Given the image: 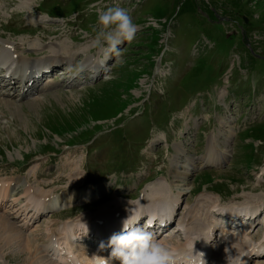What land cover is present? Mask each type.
Instances as JSON below:
<instances>
[{
    "label": "rangeland",
    "instance_id": "obj_1",
    "mask_svg": "<svg viewBox=\"0 0 264 264\" xmlns=\"http://www.w3.org/2000/svg\"><path fill=\"white\" fill-rule=\"evenodd\" d=\"M90 5L129 10L137 32L118 46L119 58L106 59L103 47L91 46L99 25ZM50 9L58 16L48 17ZM0 41L16 46L17 55L23 52L24 62L27 56H60L59 64L77 59V71L91 58L105 66L94 83L73 85L60 78V86L30 98H18L15 88L0 96V182L15 183L16 197L26 184L49 194L90 186L97 193L91 199L102 197L47 212L23 235L35 225L45 244V229L64 220L159 195L163 203L176 200L177 227L180 220L202 217L210 195L220 206L263 202L250 233L255 241L262 237L264 0H0ZM222 89L228 99L221 106ZM223 111L236 130L222 146L226 134L217 117ZM177 144L185 151L176 160ZM223 151L227 156L216 164ZM189 164L197 169L184 182L174 181ZM8 207L0 208V216L16 225L21 217ZM166 237L180 238L178 232ZM221 241L217 234L209 244L215 249ZM13 251L0 253V264H21ZM222 256L220 263L230 258Z\"/></svg>",
    "mask_w": 264,
    "mask_h": 264
},
{
    "label": "bare ground",
    "instance_id": "obj_2",
    "mask_svg": "<svg viewBox=\"0 0 264 264\" xmlns=\"http://www.w3.org/2000/svg\"><path fill=\"white\" fill-rule=\"evenodd\" d=\"M15 53H16V46L9 44L7 45L5 41H0V59L2 58V62H6L8 59H11L12 56H15ZM30 54L31 57H34V54L32 53ZM27 57L30 58V56ZM58 57L59 58L43 57L42 61L41 59H36V58H34L33 60L35 63L38 62L52 63L60 60L61 57L60 56ZM14 58L17 59L18 62L21 59V55L18 54ZM66 60H68L71 63L72 61H74L73 57L72 59L66 58ZM84 69H85L84 71H86L87 69L88 70L93 69V72H96L98 66L94 64V62L90 61L84 64ZM39 71L40 70L32 73H37ZM25 85L32 86L33 80L31 79V82L27 81ZM56 85H57L56 82L52 80L51 81L48 80V86L42 85L39 91L40 92L48 91L47 89H51ZM218 96H219L218 102L221 103L218 104H220L221 106L222 104L226 105V100H225L227 98L226 91L222 89L220 91V95ZM224 108L226 109L227 107L225 106ZM222 113H223L222 116L217 117V123L219 128L225 130L224 131L225 133L224 132L223 133L226 134V136L223 137L224 140L221 143V145L223 146L224 145L223 143H225L234 134V130H236V127L234 126V119L232 117L226 116L229 113L224 111ZM186 125L188 124L186 123ZM166 142H167V138H166ZM215 143L220 144V141L218 142L215 141ZM177 146L179 148L177 149L178 150L177 153L179 155L178 154L176 155V160L185 151L179 144H177ZM213 148L214 147H212V150ZM216 150L217 149L215 148V150L213 151L217 153ZM218 154L220 153L218 152ZM225 155L227 156V154H225L223 151L221 155L217 156L216 158H218V160L216 164H221L224 160L223 157ZM203 160L205 164L210 162L209 157L203 158ZM198 166L202 167V165H198ZM181 167L184 168V171L175 174L173 173L174 175L172 176V178L174 179V181L179 180L184 182L186 175L190 174L192 170L197 169L196 166H190V164L183 165ZM118 180L119 179H117L116 181ZM13 189H15V186L12 187L10 182L0 183V203L6 196L7 199H11V202H18L20 199H23L18 209L20 210V212L23 213L25 212V215L21 220L22 224L21 225L19 224L21 230L15 225V223L10 222L11 219L9 220L5 216L4 217L0 216V253L7 257L6 253L15 249V253L14 251L12 252L14 253L12 257L20 259L21 264H64V263L68 264V255H58L57 253L54 252V250H52L49 247V242L52 236H55L57 239H60L64 242L67 248V252L72 257V264H91L90 257L93 254L92 251L81 244L74 243L76 245H73V243L69 242V239L71 237L77 241L82 239L83 234L86 235L87 232L89 231H93L95 234L98 235L101 234V229H108L110 231L108 234L119 231L122 219H124L129 214V212L133 213L134 215H139L142 213H146L148 211L149 213L154 215L162 214L167 217H170V214H172L174 210V204L176 201L175 199L168 201L164 198V200L166 201L165 203H163L159 195L158 197L149 196L151 197L150 200H144L140 197L136 201L128 202L127 206H123L121 208H117L119 205L118 202L115 203L117 207L116 208L114 207L113 209L109 208L108 205L105 206L103 205V207L101 206L98 210L96 209L97 211L94 214L92 212L91 217L87 215V217L85 216L84 218H79L77 220L68 219L64 222H61L58 225V227L54 229L53 228L51 229V227L49 229L45 227L47 228L45 229V235L47 237V240L45 239L46 243L42 244L41 243L42 240L39 241V238H37L36 233H34L37 230L35 226L32 228V230H30L31 232L29 234L27 233L26 235L24 234L25 236L21 232L22 230H24L25 226L28 225V223L32 218L34 219L36 215L42 214V212L47 210L55 211L56 209H67L69 207L76 206L80 202L85 203L87 202V200L91 199L90 198L91 194H93L92 197H94L97 193H92V190L88 188L87 190L86 189L81 190L76 193L64 192L58 195H54L45 192V190L33 191L26 184L22 188L23 192L21 195H19L20 198H18L19 196L16 197V194L13 192ZM207 197L212 201L208 203L209 205L203 204L204 208L202 209V212L204 213L203 215L201 214L202 217L198 216L200 219L198 217L191 216L185 220H180L183 222L178 221L177 227L176 226L175 227L179 229L177 231H179L182 234V236L180 238H175L176 240L173 239L175 241H172V239L168 237H164V239H162L161 241L165 242L171 248L176 250L178 255H185L188 252H190L192 248L193 240L195 238L200 237V239L193 242V253L195 254V252L197 251L201 252L203 254L202 259L204 260V264H221V263L226 264V262L223 261L224 258L221 263L219 262L221 261L220 259L223 253L225 254L230 253L232 256H235L241 252H247L249 255L251 252L264 249V228L262 232L263 235L261 234L262 237H260L261 239L259 238L260 240L259 239L257 241L253 240L250 235L252 230L251 226L253 224H256L255 223L256 220L260 219V215L263 210L262 208L263 202L260 204L259 202H257V204L254 205L244 204V205L220 206L219 203L217 202V198L214 197L213 200V198L210 195ZM101 198L102 197L99 196L97 198L91 199L89 202L100 200ZM17 210H15L14 212H16ZM259 212L260 214L256 216ZM218 213L221 214L227 213L230 216L238 215V214L244 215L245 219H247L246 221L247 223L244 224V226L241 229H234L231 226L226 227L222 225V222L220 221V217L216 216L218 215ZM192 220L194 221V223L190 222ZM248 221L252 223L250 224ZM110 224L112 227L109 226ZM262 225L264 226V224ZM172 230H174V228ZM76 231H80V232H76ZM217 234L220 236L222 241L221 243L219 242L220 244L219 245L217 244V246L214 249L213 247L210 246L209 243L214 239V237ZM228 254L226 255L228 256ZM226 255L223 254V256ZM248 255L242 257V259L245 261V264H247ZM227 256L226 258L229 257ZM196 259L198 260L199 256H197ZM254 264H264V258L255 260Z\"/></svg>",
    "mask_w": 264,
    "mask_h": 264
},
{
    "label": "clouds",
    "instance_id": "obj_3",
    "mask_svg": "<svg viewBox=\"0 0 264 264\" xmlns=\"http://www.w3.org/2000/svg\"><path fill=\"white\" fill-rule=\"evenodd\" d=\"M90 8L95 10V24L99 25V28H93L94 37L91 46L103 47L106 59L112 55L119 58L121 49L118 46L131 42L137 32V26L129 10L118 5L102 8L90 5ZM154 225L155 217L148 219L146 214L134 215L129 212L122 219L119 231L111 233L106 242L101 241L98 244L100 250L109 249L107 257L93 253L90 257L91 264H111L113 259L119 264H204L203 254L199 251L193 253V242L200 237L193 240L190 252L178 255L176 250L161 241L156 232L151 230ZM49 247L58 255H68V264H72V257L62 240L52 236ZM246 255L247 252L235 256L228 255L230 258L226 259V264H245L242 257ZM197 256H199L198 260Z\"/></svg>",
    "mask_w": 264,
    "mask_h": 264
},
{
    "label": "trees",
    "instance_id": "obj_4",
    "mask_svg": "<svg viewBox=\"0 0 264 264\" xmlns=\"http://www.w3.org/2000/svg\"><path fill=\"white\" fill-rule=\"evenodd\" d=\"M158 16V18H160L161 16H159V15H157Z\"/></svg>",
    "mask_w": 264,
    "mask_h": 264
}]
</instances>
